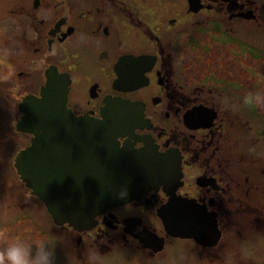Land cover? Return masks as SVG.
Wrapping results in <instances>:
<instances>
[{
    "label": "flooded vegetation",
    "instance_id": "obj_1",
    "mask_svg": "<svg viewBox=\"0 0 264 264\" xmlns=\"http://www.w3.org/2000/svg\"><path fill=\"white\" fill-rule=\"evenodd\" d=\"M50 66L67 75L74 116L101 119L107 100L128 103V129L115 137L128 162L152 149L178 167L173 183L146 184L91 229L55 225L46 211L49 242L65 234L63 264L122 254L128 264H260L264 0H0V170L18 182L15 158L32 137L18 128L21 101L39 95ZM171 198L190 201L205 232H166L159 210ZM237 244H256L257 257L230 254Z\"/></svg>",
    "mask_w": 264,
    "mask_h": 264
},
{
    "label": "water",
    "instance_id": "obj_2",
    "mask_svg": "<svg viewBox=\"0 0 264 264\" xmlns=\"http://www.w3.org/2000/svg\"><path fill=\"white\" fill-rule=\"evenodd\" d=\"M44 74L39 95L21 101L18 128L32 137L17 154L15 170L55 225L91 229L96 216L139 197L146 184L176 180L178 167L152 149L132 152L128 162V148L115 138L128 129L127 102L107 100L101 119L74 116L67 107V75L54 66ZM191 207L188 200L171 198L159 210L166 232L182 238L205 232L201 226L209 220L189 215Z\"/></svg>",
    "mask_w": 264,
    "mask_h": 264
},
{
    "label": "rangeland",
    "instance_id": "obj_3",
    "mask_svg": "<svg viewBox=\"0 0 264 264\" xmlns=\"http://www.w3.org/2000/svg\"><path fill=\"white\" fill-rule=\"evenodd\" d=\"M45 64L46 62L37 69V87L41 84V71ZM24 139L25 137L22 136V143L26 141ZM0 195L4 196L5 202L4 205L0 204V248L4 247L5 238L12 235H21L22 237H27L29 240H43L47 245L52 244L50 246H52L51 250H53L55 254L54 264H63L62 259L59 258L57 249L58 245H61L64 241L65 234L58 232V236L53 239V242H49L47 231L49 230L51 222L46 219L49 215L46 213L42 202L38 199L34 200L33 197L29 195V189L25 187L22 181L18 182L13 174L9 176L1 170ZM14 199H19L20 202L14 205L15 202L12 203ZM30 214H32L34 218ZM52 232L54 233V230H52ZM253 245L256 244H237L234 247L229 246L228 251L230 254L234 255V253L240 249L245 257H257V252L253 248ZM258 245L261 246L259 261L260 264H264V244ZM50 246L48 245L49 248ZM70 263L75 264L74 261H70ZM110 263L128 264V254L117 255ZM92 264L95 263L93 262ZM244 264L249 263L244 261Z\"/></svg>",
    "mask_w": 264,
    "mask_h": 264
},
{
    "label": "clouds",
    "instance_id": "obj_4",
    "mask_svg": "<svg viewBox=\"0 0 264 264\" xmlns=\"http://www.w3.org/2000/svg\"><path fill=\"white\" fill-rule=\"evenodd\" d=\"M54 255L43 240L12 235L5 238L4 247L0 248V264H54Z\"/></svg>",
    "mask_w": 264,
    "mask_h": 264
}]
</instances>
